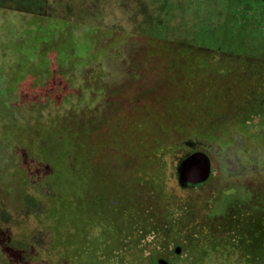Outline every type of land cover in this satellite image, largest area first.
Masks as SVG:
<instances>
[{
	"label": "rangeland",
	"instance_id": "374dc122",
	"mask_svg": "<svg viewBox=\"0 0 264 264\" xmlns=\"http://www.w3.org/2000/svg\"><path fill=\"white\" fill-rule=\"evenodd\" d=\"M263 1L0 0V264H264Z\"/></svg>",
	"mask_w": 264,
	"mask_h": 264
},
{
	"label": "water",
	"instance_id": "95a60500",
	"mask_svg": "<svg viewBox=\"0 0 264 264\" xmlns=\"http://www.w3.org/2000/svg\"><path fill=\"white\" fill-rule=\"evenodd\" d=\"M185 173L190 172L200 179H207L211 173V161L205 155H195L184 163L182 168Z\"/></svg>",
	"mask_w": 264,
	"mask_h": 264
},
{
	"label": "trees",
	"instance_id": "16d2710c",
	"mask_svg": "<svg viewBox=\"0 0 264 264\" xmlns=\"http://www.w3.org/2000/svg\"><path fill=\"white\" fill-rule=\"evenodd\" d=\"M263 7H264V1H263ZM49 21V24H50V26L51 27H53L54 26V24L56 23V21H54V19L53 20H48ZM47 33H49V32H51V31H46ZM145 35V34H144ZM148 37H150V39H152L153 40V38L150 36V35H147ZM158 40V39H157ZM165 41V40H164ZM158 42V41H157ZM158 46V45H157ZM189 47H192V46H189ZM161 48V47H160ZM193 48V47H192ZM196 48H198V47H196ZM200 49H202V48H200ZM214 91H216V90H213V92ZM239 91V92H238ZM245 90H244V88H242L241 90H239V88H238V90H237V92L239 93V99H238V101H240V100H243V98H245V95L244 96H242V92H244ZM213 92L211 93V96L213 97ZM236 93V92H235ZM235 93H233V94H235ZM216 94V93H215ZM223 93H221L220 94V92L218 93V96L220 97L221 95H222ZM233 94H231L230 93V96L231 95H233ZM226 94L224 93V95L223 96H225ZM228 96V95H227ZM215 97L216 98H218L217 97V95H215ZM214 98V97H213ZM221 105H223V103L221 102L220 103ZM47 138H49V137H47ZM63 142H66V143H68V145H69V140H68V137H66V138H64V141ZM84 171H85V169H84ZM80 176V175H79ZM84 181H85V179H83V178H81L80 179V181H79V188H78V190H77V192H79V195L82 197V195H84V194H82V192H81V188L83 187V184H84ZM109 230H111L110 228H108ZM108 243V241H105V244H107ZM110 244V242L108 243V245ZM111 247V245H109L108 246V248H107V250H109V248ZM100 250V246L98 245H95V246H93L92 247V254H93V256L92 257H90V254H89V259L86 261L87 262V264H96V257H98V251ZM84 256L86 257V253L85 252H83L81 255H80V262H83V258H84ZM79 259V258H78ZM85 259V258H84ZM75 264V263H74ZM77 264V263H76Z\"/></svg>",
	"mask_w": 264,
	"mask_h": 264
},
{
	"label": "flooded vegetation",
	"instance_id": "af4514ba",
	"mask_svg": "<svg viewBox=\"0 0 264 264\" xmlns=\"http://www.w3.org/2000/svg\"><path fill=\"white\" fill-rule=\"evenodd\" d=\"M197 150H195V152H196ZM188 160V159H187ZM251 197L250 196H247V197H244V199H237L236 201H239V200H241V202H243L244 203V205H243V207H245V206H248V205H250L251 203H252V199H250ZM263 202H264V200H262ZM230 202V201H229ZM228 206H229V204H227L225 207H224V210H223V212H222V214L220 213V215L219 216H222V217H224V218H226V217H228V216H231V215H229L228 213H227V208H228ZM259 206H261V205H259ZM235 208V207H234ZM257 210V209H256ZM260 217H262V214L260 215ZM254 223H256V222H254ZM259 223H261V219H260V221H259ZM211 228H213V227H211ZM219 228L220 229H225V228H222V227H220L219 226ZM232 228H234V227H232ZM255 230H257L258 232H260V233H262L263 231H262V227L261 226H256V225H254V224H250V225H247V227H246V230H245V238H248V241H243L242 240V242H245V243H242V245H241V247H243V248H245L244 246H243V244L244 245H246V243L249 245V243H250V241H249V238L252 236V234H253V232L255 231ZM248 235V236H247ZM249 235H251V236H249ZM259 246V247H258ZM258 249H260V248H263L264 249V242H260L259 244H258Z\"/></svg>",
	"mask_w": 264,
	"mask_h": 264
}]
</instances>
